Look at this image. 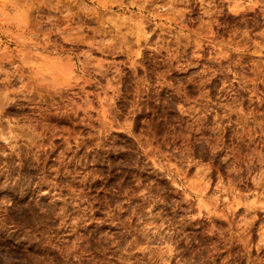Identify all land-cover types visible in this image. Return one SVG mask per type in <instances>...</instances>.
<instances>
[{"label":"rangeland","instance_id":"rangeland-1","mask_svg":"<svg viewBox=\"0 0 264 264\" xmlns=\"http://www.w3.org/2000/svg\"><path fill=\"white\" fill-rule=\"evenodd\" d=\"M25 250L264 264V0H0V264Z\"/></svg>","mask_w":264,"mask_h":264},{"label":"clouds","instance_id":"clouds-1","mask_svg":"<svg viewBox=\"0 0 264 264\" xmlns=\"http://www.w3.org/2000/svg\"><path fill=\"white\" fill-rule=\"evenodd\" d=\"M16 212V216L19 218V220L22 222L21 226L27 228V225L29 223H31L33 225V227L38 228L39 225L41 223L44 222V220L42 219V216L44 218H49L47 216V210L46 209H39V211L33 209V208H21L18 210H14ZM35 239H37V241H39L40 239L43 238V234H39L36 237H34ZM22 247V245H21ZM5 255H7V253H4ZM30 254L27 253V251H20L18 253H13L12 254V261L13 264H29V260H30ZM73 260H79L78 256H73L72 257Z\"/></svg>","mask_w":264,"mask_h":264}]
</instances>
